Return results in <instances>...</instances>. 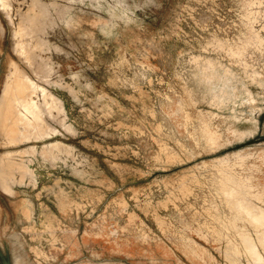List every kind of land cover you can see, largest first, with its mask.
<instances>
[{
	"label": "rangeland",
	"instance_id": "rangeland-1",
	"mask_svg": "<svg viewBox=\"0 0 264 264\" xmlns=\"http://www.w3.org/2000/svg\"><path fill=\"white\" fill-rule=\"evenodd\" d=\"M263 212L264 0H0L12 264H257Z\"/></svg>",
	"mask_w": 264,
	"mask_h": 264
},
{
	"label": "bare ground",
	"instance_id": "bare-ground-1",
	"mask_svg": "<svg viewBox=\"0 0 264 264\" xmlns=\"http://www.w3.org/2000/svg\"><path fill=\"white\" fill-rule=\"evenodd\" d=\"M126 14V13H125ZM111 25V24H110ZM33 85H31V87H32ZM21 87L23 88V89H25V88H27L28 87V85H27V83L25 84V83H22L21 84ZM21 93H22V95H23V91H21ZM21 95V94H20ZM18 96V98H17V96H16V100H20V101H23V106H24V108H25V111H26V113L27 114H32L33 116H34V114H35V106L33 105V103H31V102H29V101H26V100H24V99H22V96ZM20 97V98H19ZM15 98V97H14ZM32 116V117H33ZM14 117V116H13ZM35 117V116H34ZM14 119L16 120V122H15V124L18 126V127H20L19 129V132L20 133H22L23 134V128L24 127H27V129L29 130L30 129V127L32 128L33 127V129L31 130L30 129V131L29 132H26L27 134H32L33 132H34V130L37 128L35 125H37V123L35 124L32 120H30L27 116H26V114H24V115H22V114H17L15 117H14ZM35 121V120H34ZM38 121V120H37ZM38 126V125H37ZM6 127V126H5ZM8 127V126H7ZM29 127V128H28ZM13 128V127H12ZM12 128H11V130H12ZM16 128V127H15ZM10 128H8V130H9ZM17 130H18V128H17ZM37 131H39V130H37ZM41 131V130H40ZM37 132V133H39V138H42L43 136H44V134H42L41 132ZM25 133V132H24ZM36 134V133H35ZM53 143V142H52ZM58 143V142H57ZM3 173V172H2ZM4 177H6L5 175H4ZM259 209V208H258ZM261 210V209H260ZM258 211V210H257ZM256 212V211H255ZM262 212V211H261ZM260 212V213H261ZM262 215H264V212H263V214ZM27 216L29 217V215H28V213H27ZM27 217V218H28ZM69 233V232H68ZM64 235V234H63ZM70 235V234H69ZM65 239V238H64ZM70 241V240H69ZM39 244V243H38ZM248 247H249V251L251 252V256H252V258L254 259V261L257 263V264H263L264 262H263V259H262V257L260 256V253L258 252V250L256 249V247H255V244L253 243V242H251V241H249L248 243ZM36 252L38 253V250H36ZM40 252V251H39Z\"/></svg>",
	"mask_w": 264,
	"mask_h": 264
},
{
	"label": "water",
	"instance_id": "water-1",
	"mask_svg": "<svg viewBox=\"0 0 264 264\" xmlns=\"http://www.w3.org/2000/svg\"><path fill=\"white\" fill-rule=\"evenodd\" d=\"M0 264H12L10 256L6 253L0 245Z\"/></svg>",
	"mask_w": 264,
	"mask_h": 264
}]
</instances>
